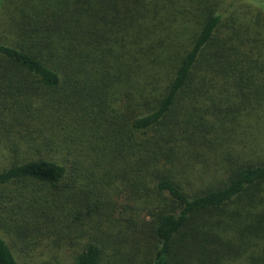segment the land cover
<instances>
[{
	"label": "trees",
	"instance_id": "trees-1",
	"mask_svg": "<svg viewBox=\"0 0 264 264\" xmlns=\"http://www.w3.org/2000/svg\"><path fill=\"white\" fill-rule=\"evenodd\" d=\"M236 2L0 0V264H228L264 186V8Z\"/></svg>",
	"mask_w": 264,
	"mask_h": 264
},
{
	"label": "rangeland",
	"instance_id": "rangeland-1",
	"mask_svg": "<svg viewBox=\"0 0 264 264\" xmlns=\"http://www.w3.org/2000/svg\"><path fill=\"white\" fill-rule=\"evenodd\" d=\"M225 1V0H224ZM235 5L236 12L245 19L252 18L257 12L261 11L256 6L262 5L264 8V0H253L255 2L248 3L245 0H237ZM249 1V0H247ZM230 2V0H229ZM264 54V53H263ZM261 51H257L255 57H253L252 62H255L254 66L244 67L247 68V74L249 77H262L263 80L257 81L256 83L250 81L248 77V85L250 89H255L254 87H259L258 85L264 82V55ZM247 65V64H246ZM260 88V87H259ZM259 97L260 101H264V92ZM259 106L255 108L253 117L251 118V125H248V131L246 140L243 147V158L253 161L264 160V103L260 102ZM3 145H0V165H4L7 162L6 152L4 154ZM216 183V181H214ZM208 184L206 182H197L196 184ZM263 197V198H262ZM259 204L256 209L249 208L246 205V200L242 202H236L227 208L226 217H229L231 224L228 223L226 228V235L228 239L234 244L235 253L232 254L230 259H228V264H249L253 258L261 257L264 255V186L259 189V195H257ZM254 202V201H253ZM235 212L239 213L236 217ZM261 216V219H260ZM251 218L254 221H251ZM258 220V221H257ZM227 223V222H226ZM46 242H48L46 244ZM39 249H45L50 251L49 254L53 260L48 261L49 263L44 264H66L70 263L73 250L74 253L76 248H60L56 244L50 241L41 242ZM20 260V259H19ZM57 261V262H56ZM23 264L24 261L20 260Z\"/></svg>",
	"mask_w": 264,
	"mask_h": 264
}]
</instances>
